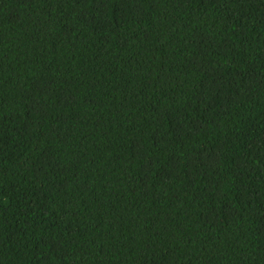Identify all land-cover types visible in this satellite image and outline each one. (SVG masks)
<instances>
[{"label":"trees","instance_id":"16d2710c","mask_svg":"<svg viewBox=\"0 0 264 264\" xmlns=\"http://www.w3.org/2000/svg\"><path fill=\"white\" fill-rule=\"evenodd\" d=\"M0 264H264V0H0Z\"/></svg>","mask_w":264,"mask_h":264}]
</instances>
